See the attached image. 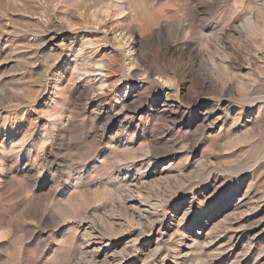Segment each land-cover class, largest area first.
Listing matches in <instances>:
<instances>
[{
  "label": "rangeland",
  "instance_id": "rangeland-1",
  "mask_svg": "<svg viewBox=\"0 0 264 264\" xmlns=\"http://www.w3.org/2000/svg\"><path fill=\"white\" fill-rule=\"evenodd\" d=\"M0 264H264V0H0Z\"/></svg>",
  "mask_w": 264,
  "mask_h": 264
}]
</instances>
